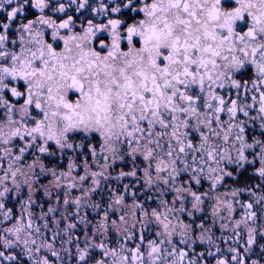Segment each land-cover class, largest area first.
Here are the masks:
<instances>
[{"label": "snow or ice", "instance_id": "1", "mask_svg": "<svg viewBox=\"0 0 264 264\" xmlns=\"http://www.w3.org/2000/svg\"><path fill=\"white\" fill-rule=\"evenodd\" d=\"M73 4L0 0V264H264V0Z\"/></svg>", "mask_w": 264, "mask_h": 264}, {"label": "flooded vegetation", "instance_id": "2", "mask_svg": "<svg viewBox=\"0 0 264 264\" xmlns=\"http://www.w3.org/2000/svg\"><path fill=\"white\" fill-rule=\"evenodd\" d=\"M61 3H64L66 6L68 4V0H60ZM79 2V0H77V3ZM103 3L105 4H109L111 6V0H103ZM89 4L91 5V7L89 8H85L80 10L79 12H77L75 10L76 5L73 4L70 8H68L66 13H52L48 10L45 11V15L51 16L52 19L56 20L57 22H59L62 19H66L67 16H72L75 21H76V27L74 28L75 32H81L82 29L80 27L81 24L84 25V27H87V21L88 20H92L94 24H106L108 19H123L125 20L127 23H132V19L131 17H133L135 14L133 13H128V12H124L122 14H115V13H108V14H104V13H100L97 14L95 13L92 9L93 8H97L99 7L100 4V0H89ZM3 13H0V18L3 17ZM40 13L38 10L36 9H30L27 15V19H35L37 16H39ZM26 22V21H25ZM17 27L19 26L18 24L16 25ZM50 31V30H49ZM61 34H67L66 30H62ZM12 38H15V34L13 33ZM100 39L107 41L109 39L108 34L107 33H103L100 35ZM57 50H59L60 48L63 47V42L62 41H58L57 42ZM247 78V77H245ZM67 160H64L63 162H59L55 159H52L50 161H46V163H49L50 166H56L57 164H60L61 167L65 166L67 164ZM121 167H123V165H121ZM119 170V169H117ZM252 170L249 169L247 173H245V175L243 177H241V185H243L244 182L248 183L249 185L252 183H256L258 181H256L255 179H248V177L251 175ZM51 178L49 177L48 179L43 180V183H48V180H50ZM130 180H125L124 183H130ZM115 186V185H113ZM229 186L232 187H236L237 185L233 184V181L231 179L226 180L225 182V186L219 189V193L218 194H222L226 191H229ZM208 189V185L207 183H205L203 185L202 188L199 189V191H206ZM78 194V193H77ZM38 198L39 200L42 202L43 201V194H38ZM142 199V198H141ZM249 199L247 194H244L243 196L240 197V201L241 202H246ZM130 202V200H129ZM15 202H11L9 203V207H12L13 204ZM18 207V205H17ZM151 207H156L155 203L151 204ZM211 207V203L208 205V208L206 209V216H210V209ZM34 211H39V209H34ZM243 214V210L237 205L236 206V211H235V219H239L240 216ZM197 223H199V220H197ZM216 235L219 236L220 233L218 230H216ZM228 235H231L230 233ZM244 242V237L242 236L240 243L242 244ZM235 246V245H233ZM223 247V245H222Z\"/></svg>", "mask_w": 264, "mask_h": 264}]
</instances>
